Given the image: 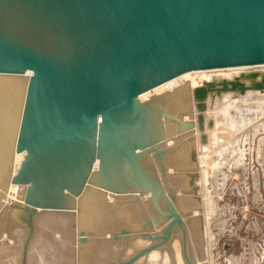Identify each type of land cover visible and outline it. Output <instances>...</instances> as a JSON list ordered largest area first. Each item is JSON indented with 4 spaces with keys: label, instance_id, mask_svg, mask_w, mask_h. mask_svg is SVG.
<instances>
[{
    "label": "water",
    "instance_id": "water-1",
    "mask_svg": "<svg viewBox=\"0 0 264 264\" xmlns=\"http://www.w3.org/2000/svg\"><path fill=\"white\" fill-rule=\"evenodd\" d=\"M261 65L264 0H0V235L12 241L17 264L28 263L44 215H76L94 190L135 200L145 193L156 212L136 229L111 232L151 240L121 264L177 229L183 259L195 264L187 255L192 216L177 209L162 160L179 146H167L166 124L188 141L197 131L205 144L214 125L207 99L264 93V72L192 87L193 114L187 98L139 96L186 72ZM9 183L23 187L20 201H3ZM77 233L80 243L91 234Z\"/></svg>",
    "mask_w": 264,
    "mask_h": 264
},
{
    "label": "rangeland",
    "instance_id": "rangeland-1",
    "mask_svg": "<svg viewBox=\"0 0 264 264\" xmlns=\"http://www.w3.org/2000/svg\"><path fill=\"white\" fill-rule=\"evenodd\" d=\"M247 71L264 72V65L246 68L242 72ZM224 72H228L230 77H227L228 79H231L235 76L234 72L236 71L225 69L213 71L212 74L215 73L213 74L214 76L223 74ZM191 78L195 82L194 84L197 83L194 86L203 83V81H201L202 78L200 77V73H193L191 75ZM191 88L192 87L190 86V84L186 83L183 90L184 92H186L185 98H187V100L185 101H187V105L192 110L191 114H193V102L191 97L189 96L190 94H188L190 93ZM224 95V93H221L220 95H215L213 98L207 99V109L205 110L204 115L206 118L211 117L213 119L214 125L212 129L205 130L207 133V142L205 144L199 142L197 131L194 132L195 139L192 141H188L185 134L174 133V126H172L170 122V124H166L167 133L170 136L173 135L171 141H169V143L167 142V146L172 147L175 144H178L179 146L176 147L175 150L180 149L181 151H183L184 149L185 151H189V153L184 152V154L187 153L188 156L181 153L182 158L180 159L179 157H177L178 159L176 158V162L174 160L175 158L171 159L173 156L171 152L167 154L171 156L170 161L168 160L167 163L164 162L166 164V173L168 175L167 183L169 186L175 188L178 203L182 202L183 200L188 203L187 206H184L185 208H182V206H179L180 208H178L180 209L181 216H192L190 225L192 227L194 239L193 241H191L192 239L190 237V233L187 230L188 226L186 225L187 255H189V258L193 260L195 264H264V93L251 91L243 95H238V97L232 96V94L230 95V93L227 97ZM208 105L211 106L209 107ZM184 118H187V115H185ZM209 139H211L210 141L212 143L209 141ZM185 143H188V145ZM187 146H189V148ZM193 146L194 148H192ZM190 150H194V159H192V156H190ZM184 157H186V159H184ZM189 159L190 161L195 163V167L192 162L191 164H193V166L189 164ZM200 163H202V165H200ZM186 164L190 167L189 170H187L188 166H186ZM167 165L170 166L167 167ZM172 165L174 167H172ZM175 166L178 169L175 168ZM153 167H155L157 174L160 176L157 165L153 163ZM170 167L176 170L171 169ZM182 168L184 170H182ZM191 168L194 170H192ZM177 170L178 172H175ZM193 173L195 174V177L192 178V181L190 183L189 175H192ZM171 177L173 179H171ZM173 180L175 181V184ZM193 186H196L195 192H192ZM89 193L91 192H88L87 198H89L90 196ZM183 193L186 196L183 195ZM181 195L182 197H180ZM22 196L23 187L19 186L15 197L18 200H21ZM93 196L95 197L96 195H91V197L89 198H92L91 202L86 203L89 209H87L88 216H100L99 213L102 212L101 215L103 216V218L109 220V222H111V225L103 228L104 230H98L94 225L89 224V221L85 224H81L77 220L76 215L74 216L71 214V218H68L69 221L67 227L64 228V231L67 234V244L69 246L68 252H70L68 255L69 264H85L82 262L85 258H89V260H93L92 262H95L91 264H97L98 262L99 264H104V262H106L105 264H121V262L128 259L134 252L151 243V240H149L148 238H143L138 234H132L133 236H131L128 240H124L121 238L118 240H114L111 236L109 241L104 240L103 238L104 235H111V232L113 231L118 232L120 227H127L130 229L138 228L144 220L156 215V212L153 209L146 210L143 203L141 205L143 211H141L138 204L133 202V197L131 196V198L129 195H127V200L124 199L125 201H121L114 206L113 203L107 202L105 197H103V200L98 196H96L95 198ZM84 198L86 199L85 196ZM188 198L191 199L189 200ZM191 203L195 206H193ZM133 204L137 205L134 206ZM194 208L195 210H198V213L194 210ZM98 209L101 210V212ZM129 209L130 211H135L136 209V211L130 212ZM122 210H124L123 212L126 211V213L130 214V217L132 213V219L130 217H124L125 213L121 215ZM134 213L137 216L139 214L141 215L136 218L137 216ZM197 215H201V221L200 219L194 218ZM116 216L117 221L116 219H114L116 218ZM140 216H142L144 219H142ZM128 218L130 219L128 220ZM196 218L199 217L197 216ZM193 219L194 222H192ZM129 221H131L132 223H130ZM72 223H75L76 225L72 226ZM55 228H58V230L60 231ZM47 229L49 232L47 231ZM47 229L45 228V231L43 230L44 235H46L47 237V242L49 240L57 241L58 239H60V227L54 226ZM79 229H84L85 231L91 233L88 235L89 240L87 242L80 243L77 240V232ZM158 229L160 228L152 227V229L148 228V231L150 232L157 230L159 232L160 230ZM47 234L49 235V237ZM4 236V234L0 235V264H17L18 252L16 249H13L14 251L7 250L9 246L11 247L12 241H9L7 244L2 243V240L6 239V237ZM133 238L135 240H138V242L135 243V240ZM132 239L133 242L131 241ZM170 239L169 240L171 242H169L171 244L172 251L166 249V251L164 250L166 254L168 253L169 257L170 255L174 256L175 264H181L178 263V258L181 260L182 264H187L183 259L179 246L181 239L179 229L176 230V233L173 232ZM103 241L107 243L108 247L111 246V248L107 249L103 255L98 253V251H96L93 247L92 250L91 248L88 251L83 250L84 245H88L91 243L95 245L98 244V242L102 243ZM141 241L143 242L141 243ZM193 242L195 243V245ZM109 243L110 245H108ZM139 243L141 244V246ZM49 244L46 243L47 246ZM45 246L42 250H45L44 252H47L46 255H48L49 253L46 249L48 247L45 248ZM192 246L194 247V252ZM137 247L139 249H137ZM195 247L198 249L199 254L196 253ZM32 248H34L35 251H32L31 253L37 254V246L34 244ZM52 248L55 249V246H53ZM110 249H112V253L110 252ZM94 250L95 252H93ZM117 250L119 251L116 252ZM189 251L191 253L193 252V255ZM130 252L131 254H129ZM41 253V255H45V253L43 254V251ZM147 253L140 256L139 260H137V258L135 261L129 264H134L135 262V264H148V259L141 260L142 258H145L146 255H148ZM79 259L82 260L80 261ZM168 264H172V261L169 260Z\"/></svg>",
    "mask_w": 264,
    "mask_h": 264
},
{
    "label": "bare ground",
    "instance_id": "bare-ground-1",
    "mask_svg": "<svg viewBox=\"0 0 264 264\" xmlns=\"http://www.w3.org/2000/svg\"><path fill=\"white\" fill-rule=\"evenodd\" d=\"M247 67H235V68H227L226 70H232V71H236V72H234V75H238L237 73H240V72H242L244 69H246ZM218 70H225V69H217V70H201V71H192V72H186V73H184V74H181V75H179V76H177V77H175V78H173V79H171V80H169V81H166V82H164V83H162V84H160V85H158V86H156V87H154V88H152L151 90H148V91H146V92H144V93H142L140 96H139V99L140 100H147L150 96H152V95H159V94H161V93H172L171 94V98L170 99H168V101H167V98H166V101H164V102H161L162 104H173V103H178V102H181V100L183 99V97H184V99H185V93H184V88H185V84L186 83H189L190 84V86L191 87H194V85H196V84H194L195 82L192 80V78H191V75L193 74V73H200V77L202 78V80L201 81H210V80H219V79H221V78H225V79H228V77L227 76H229V73L228 72H224L223 74H218V75H214L213 76V74H215V73H213L212 74V72L213 71H218ZM260 72H263V71H260ZM221 73V72H220ZM233 75V76H234ZM230 77V76H229ZM247 92H251V91H246L245 92V94L247 93ZM225 95L224 96H229L228 94L229 93H224ZM231 95V94H230ZM233 96V95H232ZM238 97V96H237ZM209 101V100H208ZM209 106V105H208ZM211 106V105H210ZM209 106V107H210ZM209 111V110H208ZM207 113V112H206ZM213 135V134H212ZM216 135V134H215ZM209 137V136H208ZM215 138V137H214ZM211 139H212V137H211ZM211 139H209V141L211 140ZM169 141V140H168ZM167 141V142H168ZM173 141H174V139H173ZM211 142V141H210ZM198 143V142H197ZM212 143V142H211ZM185 144H187L188 145V143H185ZM184 144V145H185ZM190 145V144H189ZM203 146H205V145H203ZM186 147V146H185ZM188 148H189V146H187ZM191 148V147H190ZM192 148H194V146L192 147ZM181 149H183V148H181ZM188 150V149H187ZM194 151V150H193ZM184 152H188L189 153V151H185L184 149H183V151H181L180 149H178V150H175L172 154H173V156H172V158H171V156L170 155H165L164 157H163V161L164 162H168V160L170 161V158L171 159H173V158H175L174 160H175V162H176V158L177 157H179L180 159L182 158L181 156H182V154L181 153H183L184 154ZM192 152V150H190V153ZM191 154H193V153H191ZM20 155H23V153H17V154H15L14 155V160H15V157H17V156H20ZM184 155H187V153L186 154H184ZM195 155V154H194ZM198 155V154H197ZM188 156V155H187ZM186 156V157H187ZM191 156V155H190ZM186 157H184V159H186ZM178 159V158H177ZM197 159H199V158H197ZM188 160V159H187ZM171 161H173V160H171ZM185 161V160H184ZM189 161H190V159H189ZM198 161V160H197ZM196 161V162H197ZM191 162L192 161H190V163L189 164H191ZM172 163V162H171ZM193 163V162H192ZM180 164V163H179ZM194 164V167H195V163H193ZM193 164H191L192 166H193ZM171 165V164H170ZM169 165V166H170ZM176 165V164H175ZM190 165V166H191ZM197 165V164H196ZM200 165H202V163H200ZM168 165H167V167H169ZM178 166V165H177ZM181 166V165H180ZM186 166H188L187 164H186ZM191 166V167H192ZM172 167H174L173 165H172ZM172 167H170L171 169H174V168H172ZM184 167V166H183ZM175 168H177L176 166H175ZM178 168H179V166H178ZM177 168V169H178ZM189 166H188V169L187 170H189ZM16 169H17V167H14V163H13V169H12V171H13V173H15V171H16ZM180 169V168H179ZM192 169V168H191ZM174 170H176V169H174ZM182 170H184L183 168H182ZM192 170H194V169H192ZM197 170V169H196ZM169 172V171H168ZM175 172H178V170L177 171H175ZM181 173V172H180ZM171 174V173H170ZM176 174V173H175ZM174 175V174H173ZM181 175V174H180ZM115 176H119L118 174H116ZM172 176V175H171ZM176 176H178V175H176ZM184 176V175H183ZM184 178V177H183ZM171 179H173L172 177H171ZM180 179V178H179ZM178 180V179H177ZM174 181V180H173ZM179 181V180H178ZM174 184H175V181H174ZM187 184V183H186ZM177 186V185H176ZM178 187V186H177ZM182 188V187H181ZM18 189H19V185H16V184H11V183H9V185L7 186V189H6V191L4 192V196H3V201L4 202H6V203H9V202H13V201H20V200H18L16 197H15V194L17 193V191H18ZM178 192V191H177ZM91 193H93V194H95L96 196H98L99 198H102L103 199V197H105V199L107 200V202H111V203H113V206L114 205H116V204H118L119 202H121V201H125V200H127L126 198L128 197V196H115V195H112V194H110V193H106L105 194V196H103V194H102V192H100V191H96V190H94V191H91ZM91 193H89V198L91 197V195H93V194H91ZM183 195H185L184 193H183ZM95 196V197H96ZM130 197L132 196V195H129ZM144 196H145V193H138V199H134V198H132V200H133V202H135V203H137L138 204V206H139V209L141 210V211H143L142 210V204L144 203V208H146V210H152V205H151V203H150V207L148 206V203H147V200H148V195L146 194V198L144 199ZM186 196V195H185ZM184 196V197H185ZM85 197H86V199L83 197V198H81V200H80V202H79V211L76 213V218H77V220L81 223V224H85L86 222H88L89 221V224H91V225H94L95 227H96V229H98V230H101V229H103V228H106L107 226H110L111 225V222H109V220H107L106 218H103V216L101 215L102 214V212H101V210H99L101 213H99L100 214V216L98 215V216H96V215H91V217H90V215L88 216V207H87V205H86V203H90L91 202V200H92V198L91 199H89V198H87L88 197V194L87 195H85ZM94 197V196H93ZM94 197V198H95ZM180 197H182V195L180 196ZM183 197V198H184ZM186 198V197H185ZM195 198V197H194ZM125 199V200H124ZM147 199V200H146ZM189 199V198H188ZM191 199V198H190ZM189 199V200H190ZM104 200V199H103ZM128 200H131V199H128ZM181 200H183V199H181ZM193 200H195V199H193ZM97 201V200H96ZM188 202H190V201H188ZM96 203V202H95ZM102 203V202H101ZM104 203V202H103ZM110 203V204H111ZM124 203V202H123ZM122 203V204H123ZM127 203V202H126ZM128 204V203H127ZM126 204V205H127ZM136 204V205H137ZM187 204L188 203H186V201L185 200H183L182 202H180V203H178L177 202V209L180 211V207L182 206V208L184 207V206H187ZM192 204V203H191ZM129 205H131V204H129ZM134 205V204H133ZM136 205H134V206H136ZM193 205V204H192ZM119 206V205H118ZM122 206V205H121ZM141 206V207H140ZM180 206V207H179ZM193 206H195V205H193ZM133 207V206H132ZM179 207V208H178ZM189 207H191V206H189ZM185 208V207H184ZM188 208V207H187ZM88 209V210H87ZM130 209H132V208H130ZM130 209H129V211H130ZM138 209V208H137ZM120 210V209H119ZM194 210H195V208H194ZM124 210H122L121 211V215L123 214V213H125L124 214V217H130V214H128V213H126V211L125 212H123ZM128 211V212H129ZM132 211H134V210H132ZM132 211H130V212H132ZM135 211H136V209H135ZM134 211V212H135ZM145 211V210H144ZM191 211V210H190ZM192 211H193V208H192ZM197 213H198V210H195ZM98 212V211H97ZM120 212V211H119ZM138 212H139V210H138ZM195 213V212H194ZM193 213V214H194ZM48 214V213H47ZM135 214V213H134ZM138 214V213H137ZM72 215H74V214H72ZM121 215H120V217H121ZM136 215V214H135ZM139 215H141V214H139ZM138 215V216H139ZM142 215H143V213H142ZM71 216V214H69V213H67V212H63V213H57L56 215H51V214H48V215H44L43 216V218H41V225H42V227H41V234L39 235V238H38V240H37V242L35 243V245L37 246V249H36V252H37V254H32L31 252L32 251H35V249L34 248H31V250H30V253H29V258H28V263L27 264H69V262H68V255H69V253L70 252H68V248H69V246H68V242H67V234H66V232L64 231L65 229V227H67V224H68V221H69V219L68 218H71L70 217ZM75 216V215H74ZM134 216V215H133ZM137 216V215H136ZM135 216V217H136ZM138 216L136 217V218H138ZM145 216V215H144ZM198 216V215H197ZM196 216V217H197ZM114 217H115V215H114ZM119 217V216H118ZM142 219H144L142 216H140ZM194 217V216H193ZM196 217H194L195 219H199V218H196ZM131 219H132V213H131V217H130ZM130 218H128V220L130 219ZM135 218V219H136ZM114 219H116V221H117V216H116V218H114ZM137 221V220H136ZM115 222V221H114ZM122 222V221H121ZM130 223H132L131 221H129ZM192 222H194V219H193V221ZM138 223V222H137ZM79 224V223H78ZM197 224H198V221H197ZM47 225V226H46ZM195 225V224H194ZM45 226V227H44ZM56 227V226H58V227H60V229H61V236L59 237L60 239H58L57 241H52V240H49L48 242H47V240H46V235H44V233H43V230L45 231V228L47 229V228H52V227ZM202 226V225H201ZM187 227V226H186ZM188 229V231H189V233H190V237H191V241H193V233H192V227H191V225L189 224L188 225V227H187ZM54 229V228H53ZM55 229H57L58 230V228H55ZM152 229V228H151ZM197 229H198V227H197ZM202 229V228H201ZM50 230V229H49ZM56 230V231H57ZM104 230V229H103ZM158 230H160V229H158ZM47 231H48V229H47ZM46 231V232H47ZM54 231V230H53ZM58 231H60V230H58ZM155 231H157V230H155ZM194 231H196V230H194ZM49 232V231H48ZM175 233H176V231H174ZM200 232V231H199ZM202 232V231H201ZM159 233V232H158ZM195 233H197V232H195ZM59 234V233H58ZM199 234V233H198ZM48 235V234H47ZM197 235V234H196ZM110 236L111 235H104V240H108L109 241V239H110ZM5 237V236H4ZM48 237H49V235H48ZM53 237V236H52ZM198 238V237H197ZM50 239V238H49ZM53 239V238H52ZM134 239V238H133ZM133 239L131 240L132 242H133ZM136 239H137V237H136ZM2 240V239H1ZM135 240V239H134ZM171 240V239H170ZM170 240H168L165 244H163L160 248H158V249H155V250H152V252L150 251V252H148L147 254L148 255H146V257L145 258H142L141 260H147L148 259V264H168L169 263V260H171L172 261V264H175V259H174V256L172 255H170V257H169V255H168V253L166 254V249H168V250H171L172 251V247H171V244H170ZM10 241V240H9ZM145 241V240H144ZM170 241V242H169ZM199 241V240H198ZM51 242H52V244H51ZM92 242V241H91ZM90 242V243H91ZM104 242V241H103ZM99 243L98 242V244H95V245H93L92 243L91 244H88V245H84L83 246V250H86V251H88L90 248H91V250H92V247L96 250V251H98V253H100L101 255H103L105 252H106V250L107 249H109V248H111V246L110 247H108L107 246V243ZM135 243L136 242H138V240H135L134 241ZM143 241H141V243H142ZM0 243H1V241H0ZM3 243V242H2ZM11 243V242H10ZM46 243H50L48 246L46 245ZM131 243V242H130ZM194 243V242H193ZM140 244V243H139ZM46 245V246H45ZM108 245H110V243L108 244ZM113 245V244H112ZM114 245H115V243H114ZM113 245V246H114ZM131 245V244H130ZM190 245V244H189ZM189 245H188V247H189ZM194 245H195V243H194ZM45 246V248L46 247H48V248H46L47 249V251H48V255H46V253L44 252L45 250H42V249H44L43 247ZM53 246H55V249H53L52 247ZM134 246V245H133ZM132 246V247H133ZM140 246H141V244H140ZM180 250H181V242H180ZM130 247V246H129ZM144 247V246H143ZM193 247V246H192ZM191 247V248H192ZM53 249V250H52ZM113 249H114V247H113ZM120 249V248H119ZM134 249H136V248H134ZM137 249H139L138 247H137ZM7 250H11V247L9 246V248L7 249ZM95 250L93 251V252H95ZM111 250L112 249H110V252H111ZM126 250V249H125ZM130 250V249H129ZM165 250V251H164ZM167 250V251H168ZM189 250H191V249H189ZM195 250H196V253H198L199 254V251H198V249L195 247ZM43 251V254L45 253V255H41L42 252ZM113 251H115V250H113ZM119 250H117L116 252H118ZM123 251V250H122ZM115 252V253H116ZM132 252V251H131ZM131 252L129 253V254H131ZM190 252V251H189ZM193 252H194V247H193ZM192 252V253H193ZM112 253V252H111ZM191 253V252H190ZM189 253V254H190ZM191 253V254H192ZM87 254V253H86ZM107 254V253H106ZM125 255H126V253H125ZM193 255V254H192ZM40 256H42V257H40ZM44 256V257H43ZM85 256V255H84ZM177 256V255H176ZM189 256V255H188ZM92 257V256H91ZM106 257V256H105ZM121 257V256H120ZM193 257V256H192ZM191 257V258H192ZM195 257V256H194ZM199 258V257H198ZM83 259V258H82ZM81 259V260H82ZM121 259V258H120ZM80 260V259H79ZM80 260V261H81ZM122 260H124V259H122ZM137 260H139V258L137 259ZM140 260V261H141ZM177 260V259H176ZM93 260H89V258H85V259H83V263H85V264H91V263H95V262H92ZM196 261V260H195ZM197 261H198V259H197ZM196 261V262H197ZM2 262V261H1ZM109 262V261H108ZM3 263V262H2ZM106 262H104V264H105ZM136 263V262H135ZM134 263V264H135ZM141 263V262H140ZM145 263V262H144ZM177 263V262H176ZM178 263H181L182 264V262H181V260L178 258ZM7 264V263H6ZM9 264H11V263H9ZM14 264H16V263H14ZM97 264H99V262L97 263Z\"/></svg>",
    "mask_w": 264,
    "mask_h": 264
},
{
    "label": "crops",
    "instance_id": "crops-1",
    "mask_svg": "<svg viewBox=\"0 0 264 264\" xmlns=\"http://www.w3.org/2000/svg\"><path fill=\"white\" fill-rule=\"evenodd\" d=\"M169 141H171V140H169ZM169 141H168V143H169ZM146 198V194H145V196H144V199ZM147 200V199H146ZM149 200H147V203H148V206L150 207V203L148 202ZM151 208V207H150ZM148 261V260H147Z\"/></svg>",
    "mask_w": 264,
    "mask_h": 264
}]
</instances>
